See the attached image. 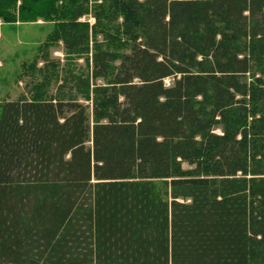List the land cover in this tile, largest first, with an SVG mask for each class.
<instances>
[{
  "label": "trees",
  "instance_id": "16d2710c",
  "mask_svg": "<svg viewBox=\"0 0 264 264\" xmlns=\"http://www.w3.org/2000/svg\"><path fill=\"white\" fill-rule=\"evenodd\" d=\"M18 2L90 72L0 106V264H264V0Z\"/></svg>",
  "mask_w": 264,
  "mask_h": 264
},
{
  "label": "rangeland",
  "instance_id": "374dc122",
  "mask_svg": "<svg viewBox=\"0 0 264 264\" xmlns=\"http://www.w3.org/2000/svg\"><path fill=\"white\" fill-rule=\"evenodd\" d=\"M79 22L91 26L96 23L92 16L83 17ZM4 24L0 19V26ZM6 25L10 26L0 27V106L21 98L31 99L38 91L45 96H55L71 71L77 79L81 75H89L87 57L67 56L62 43L48 41V36L54 31L53 23L40 19L37 23ZM99 39L102 40L101 37ZM173 81V78H167L164 83L170 87ZM90 82L92 86V80ZM96 84L102 85L103 82ZM74 86L75 83L67 87L74 89ZM184 168L189 166L184 164Z\"/></svg>",
  "mask_w": 264,
  "mask_h": 264
},
{
  "label": "crops",
  "instance_id": "0c3cea01",
  "mask_svg": "<svg viewBox=\"0 0 264 264\" xmlns=\"http://www.w3.org/2000/svg\"><path fill=\"white\" fill-rule=\"evenodd\" d=\"M14 25V24H13ZM4 26H10V25H6L4 24L3 26H0V27H4ZM15 26H20V25H15ZM0 66H2V63L0 62Z\"/></svg>",
  "mask_w": 264,
  "mask_h": 264
}]
</instances>
